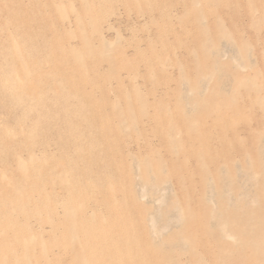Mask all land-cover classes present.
Returning a JSON list of instances; mask_svg holds the SVG:
<instances>
[{
	"label": "rangeland",
	"instance_id": "374dc122",
	"mask_svg": "<svg viewBox=\"0 0 264 264\" xmlns=\"http://www.w3.org/2000/svg\"><path fill=\"white\" fill-rule=\"evenodd\" d=\"M0 264H264V0H0Z\"/></svg>",
	"mask_w": 264,
	"mask_h": 264
}]
</instances>
